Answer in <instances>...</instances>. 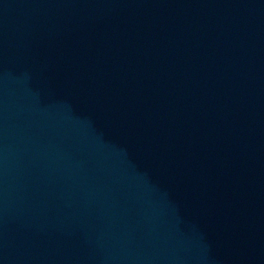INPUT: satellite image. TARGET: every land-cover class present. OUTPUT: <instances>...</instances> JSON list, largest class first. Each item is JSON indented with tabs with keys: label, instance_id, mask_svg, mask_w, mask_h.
<instances>
[{
	"label": "water",
	"instance_id": "1",
	"mask_svg": "<svg viewBox=\"0 0 264 264\" xmlns=\"http://www.w3.org/2000/svg\"><path fill=\"white\" fill-rule=\"evenodd\" d=\"M0 264H264V0H0Z\"/></svg>",
	"mask_w": 264,
	"mask_h": 264
}]
</instances>
